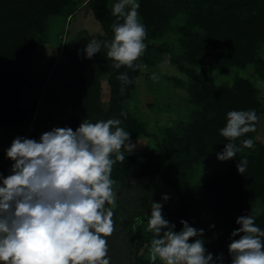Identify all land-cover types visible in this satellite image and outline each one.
Wrapping results in <instances>:
<instances>
[{
    "label": "trees",
    "instance_id": "16d2710c",
    "mask_svg": "<svg viewBox=\"0 0 264 264\" xmlns=\"http://www.w3.org/2000/svg\"><path fill=\"white\" fill-rule=\"evenodd\" d=\"M117 2L87 0L85 5L100 22L103 33L81 41V53L85 55L72 53V67L67 73L74 81L72 86L67 85L73 90V131L85 120L96 123L120 119V127L129 133L130 142L148 137L157 143L154 148L131 153L122 149L124 162L113 165L112 180L132 189L136 187L130 186V180L139 181L140 190L119 200L113 212L112 234L116 241H107V245L117 250L123 264H152L148 253L154 233L149 231L147 221L152 203H160L167 194L174 196L177 204L174 210L164 205L162 216L175 225L174 230H182V220L197 230L203 229L199 238L204 241L206 254L213 255L215 264H232L229 245L240 238L232 236L240 227L237 219L252 215L256 226L264 231V142L257 139L259 119L255 132L235 141L221 136L220 130L226 126L230 111L255 110L260 118L264 115V100L249 78L236 76L230 83L219 85L213 78L203 80L198 71L223 73L253 66V75L264 80V0H137L138 18L146 29L145 51L175 50L171 62L187 75L186 80L175 81L188 93L187 120L159 127L157 132L129 109L142 68H114L103 45L91 58L84 51L93 39L112 41V25L123 22L112 15ZM79 10V0H0V129L14 128L17 132L13 140L26 138L36 117L39 97H32L27 105L23 103L25 91L33 90L36 84L27 66L40 45L47 42L50 18H71ZM171 36L176 49H171L168 41L158 47L152 43ZM146 58L151 61L150 56ZM121 73H126L132 83L122 85L117 80ZM103 75L108 76L110 87L106 109L101 100ZM41 136L34 132L29 137L39 141ZM245 139L254 141L251 149L243 148ZM229 142L242 150L224 161L229 165L227 169L206 179L205 164L218 159L217 154ZM244 158L248 165L240 174L237 164ZM221 256L222 261L217 259ZM155 264L162 262L158 258Z\"/></svg>",
    "mask_w": 264,
    "mask_h": 264
},
{
    "label": "clouds",
    "instance_id": "9594fccd",
    "mask_svg": "<svg viewBox=\"0 0 264 264\" xmlns=\"http://www.w3.org/2000/svg\"><path fill=\"white\" fill-rule=\"evenodd\" d=\"M139 7L137 0L115 3L112 15L123 22L112 25L111 42L91 40L84 50L87 57L99 53L103 43L114 68H145L134 65L146 49ZM152 79L157 78L153 75ZM117 80L122 85L132 83L126 73ZM258 119L255 110L230 111L220 135L235 141L255 132ZM120 125V119L85 120L75 131L54 128L43 133L39 141L23 137L13 140L6 151L13 161L11 173L0 177V264H110L106 237L114 231L116 207L111 173L117 161L125 160L121 150L131 153L134 149L129 133ZM242 146L251 149L254 141L245 139ZM241 150L229 142L217 158L230 160ZM247 165V158L242 159L238 172L243 174ZM168 198L163 197L165 201ZM147 223L154 233L152 264L158 258L162 264H215L199 238L204 230L182 220L183 228L176 232L175 225L162 216L160 203H152ZM236 223L240 227L232 236L240 238L229 245L232 264H264V231L256 226L255 217L241 216ZM217 259L222 261L223 257Z\"/></svg>",
    "mask_w": 264,
    "mask_h": 264
},
{
    "label": "rangeland",
    "instance_id": "374dc122",
    "mask_svg": "<svg viewBox=\"0 0 264 264\" xmlns=\"http://www.w3.org/2000/svg\"><path fill=\"white\" fill-rule=\"evenodd\" d=\"M79 1L80 10L75 16L71 18H50L47 42L40 45L28 63L27 71L32 75L36 84L33 90L25 91L23 103L27 105L32 97H39L38 110L33 126L26 135L28 139H31L29 136L34 132L42 135L54 128H71L73 90L67 86H72L74 83L72 78L67 77V73L72 67L71 55L72 53H76L78 56L84 57L85 54L81 53L83 50L81 41L84 39L88 40V37L95 38L97 35L103 33L100 22L94 17L87 5H85L87 0ZM84 31L88 34L83 35ZM174 39L171 36L170 38L159 39L152 43L155 47H158L162 41H168L170 48L176 49L177 43ZM144 52H146L144 58H139L135 61L141 62L146 67L142 68V73L138 78L137 90L133 99L129 102V109L136 116L144 120L151 131L157 132L159 127H167L178 121L187 120L190 110L186 101L188 93L185 88L177 85L175 82L177 79L186 80L187 75L181 73L172 64V52L160 53L158 49ZM146 56H150L151 61L147 60ZM198 72L203 80L213 78L219 85L230 83L236 76L249 78L255 83L264 100V80L253 75V66H249L247 69H230L223 73L218 71ZM153 75L156 76V80L152 79ZM107 79V75H103L101 78V100L105 109L108 107L110 100V87ZM78 128L79 126H77L76 130ZM16 132L14 128L0 129V177L6 178L11 173L13 161L7 158L6 151L10 148ZM257 139L264 142V115H260L259 118ZM130 143L134 145L133 151L154 148V145L157 144L154 141H150L148 137ZM228 167L227 162L214 159L205 164L204 176L206 179H209L213 174ZM131 185L136 188L132 189L129 186L123 188L120 183H114L113 191L116 195V207L120 199L129 194L133 196L140 190V187H138L139 181L130 180ZM165 195L168 196L167 194ZM168 197V200L165 201L163 199L160 204L162 208L164 205L169 204L174 210L177 199L174 196ZM106 207L110 206L106 205ZM116 207L113 208V212ZM106 239L107 241H116L113 234L106 237ZM116 251L112 245H108L110 263L114 264L112 262L114 261L115 264L116 262L117 264H123V261H121L123 258ZM148 257L150 258V253H148Z\"/></svg>",
    "mask_w": 264,
    "mask_h": 264
}]
</instances>
